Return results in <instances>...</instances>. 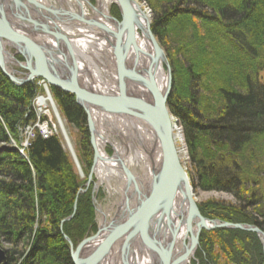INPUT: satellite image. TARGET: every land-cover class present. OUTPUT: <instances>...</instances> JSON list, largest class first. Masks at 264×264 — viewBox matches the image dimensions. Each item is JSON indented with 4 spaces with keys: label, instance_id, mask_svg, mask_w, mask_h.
Here are the masks:
<instances>
[{
    "label": "trees",
    "instance_id": "obj_1",
    "mask_svg": "<svg viewBox=\"0 0 264 264\" xmlns=\"http://www.w3.org/2000/svg\"><path fill=\"white\" fill-rule=\"evenodd\" d=\"M144 1L163 44H171L172 27L195 28L193 36L185 34L187 47L169 57L173 72L182 75L175 79L169 110L183 128L195 190L228 193L238 201H207L200 212L264 231V163L257 145L264 137V0ZM53 89L66 120L81 133L85 181L57 137L37 136L26 156L10 145L19 139L20 126L36 119L25 116L37 89L33 83L17 86L0 69V245H7L6 264H74L66 235L77 247L98 231L93 186L78 195L95 157L87 113L73 94ZM76 201L74 219L62 226ZM202 234L200 264H264L256 233ZM247 251L253 258H246Z\"/></svg>",
    "mask_w": 264,
    "mask_h": 264
},
{
    "label": "water",
    "instance_id": "obj_2",
    "mask_svg": "<svg viewBox=\"0 0 264 264\" xmlns=\"http://www.w3.org/2000/svg\"><path fill=\"white\" fill-rule=\"evenodd\" d=\"M114 3L121 10V22L111 14H102V21L88 20L79 15L75 17L68 12L63 18L60 11L44 7L36 0H0V69L17 86H23L37 77L43 78L52 87L73 94L79 106L86 110L95 152L94 166L86 184L88 187L94 183L99 162L118 164L127 178L123 204L114 218L108 223V219H105L98 233L87 237L76 248L72 240L65 237L69 242L72 262L148 264L146 257L152 256L155 260L149 264H183L200 246L201 232L217 229H240L257 233L264 245V232L257 226L212 221L200 213L174 136L173 117L168 106L173 86L170 63L151 30V20L147 19L138 2L114 0ZM67 20L83 21L99 32H104V37L113 45L117 61L116 70H113L117 74L115 89L101 90L83 86L77 48L84 41L93 42L95 35L64 32L61 25L66 24ZM140 33L149 41L154 52L153 63L147 69L143 68V52L136 41ZM4 40H7V46L15 48L19 55L26 58L25 63L17 61L6 50ZM10 58L25 73L9 71L5 62ZM160 64H164L168 73L164 90L157 83L156 77V68ZM18 74L23 77H18ZM129 79L132 81L129 82ZM141 89L145 91L141 92ZM93 111L106 117L137 119L150 131L154 142L147 152L152 172L148 184L127 166L126 155L121 156L118 152L116 156L110 157L104 149L102 155L99 144V138L102 140V137L98 135ZM157 156L160 160L158 165ZM97 190L98 187L94 190L95 195ZM96 197L95 204L98 202ZM184 221L186 236L181 251H178L176 241L179 231L185 225ZM115 249L119 250L116 262L113 260L115 255L112 257ZM5 262L6 255L0 250V264Z\"/></svg>",
    "mask_w": 264,
    "mask_h": 264
},
{
    "label": "rangeland",
    "instance_id": "obj_3",
    "mask_svg": "<svg viewBox=\"0 0 264 264\" xmlns=\"http://www.w3.org/2000/svg\"><path fill=\"white\" fill-rule=\"evenodd\" d=\"M64 1H66V0H64ZM64 1L50 0V4L52 6L54 5L56 10L58 9L59 11H62V9L64 8V5L67 4V2H64ZM81 1L83 2V4ZM136 1L140 5V8L143 9L145 14L151 20V30H152L153 9L150 8L149 5L144 0H136ZM69 3H70V5H72V8H74L77 12L81 13L80 17H84L88 20L89 19L98 20V21L103 20L101 15L104 14V11L102 10L103 7L101 6L99 0H80V2H79V0H68V5H69ZM108 10H109L108 14L109 15L111 14V16L114 19H116L119 22L122 21L121 20L122 19L121 10H119V7L114 3V0L110 2V6H109ZM32 11L33 10H31V13L34 14V12H32ZM84 11H86L87 16L89 15V17H85V15H83ZM91 16H93V17L90 18ZM71 21H73L72 24H76L79 26L82 25L86 29L88 28L89 30L93 27V26L86 25V23H83V21H79V20L78 21L77 20H71ZM198 26H200V24H198L196 27L198 28ZM61 27H62V30L66 33L70 32V31L76 32L75 29H73V30L70 29L68 23L61 25ZM193 29H195V28L194 27H190V28L187 27V29H182V28H178L177 26L172 27V29L170 30L169 36H168V40L171 43L170 45L169 44H167V45L163 44L161 42V40L159 39V37L156 36V39L159 42L160 47L162 48V50L165 52V55L167 56L168 62H169L170 55L175 58V56H174L175 50H177V48H179L180 45H181V47H184V48L187 47L188 43L184 40L185 36H186L185 34L188 33L189 35H192L194 33ZM94 31L99 32L96 28H94ZM84 32H86V31H84ZM77 33H80V32H77ZM87 33H89V31ZM99 33H103V32L100 31ZM140 34L142 35V33H140ZM6 42H7V40H4V45L6 47V50L10 51L12 56L14 58H16L17 61H19L21 63H25L26 58L19 55L15 48L12 49L11 47L7 46ZM91 43H93V42H91ZM94 44L97 45V43H94ZM78 46H80V45H78ZM77 50H79V48H77ZM103 57H104V55H103ZM80 59H79L80 69H89L90 66L87 65L88 63L85 62V59L84 60H82V59L80 60ZM179 59H180L179 61H181L183 64H186V65L188 64L182 55L179 56ZM169 63H170V68H171V73H172V78H173V80H172L173 86H172V90H171V93H172V91L174 90L175 84L180 79L182 80V75H181V73L173 72L171 62H169ZM5 65H6L7 69H9V71H11V72L16 71L18 73L19 72L25 73V71H23L22 68H20L15 62H13V60H11V58H10V60L7 59V61L5 62ZM104 65H105L104 63H101V67H99V68L106 70V68H108V67H105L107 65H105V66ZM87 66H89V68ZM109 70L111 72V71L116 70V69L114 66H112ZM164 71L167 72V69L165 66H164ZM87 73H90V74L92 73V76H94V73H96V69L91 68V70L90 69L86 70V72L84 74L80 73V76L82 75L80 77L81 82L85 79L87 80V78H85L84 76H87L89 78L92 77V76L87 75ZM17 76L21 77V78L23 77L19 74ZM109 79L113 83H116L115 78H113V79L109 78ZM175 79H176V83H175ZM262 79H264V75L262 76ZM29 83H33L37 90H36L34 97L32 98V101L30 104V110L27 109V113H26L25 118L27 119L29 117V114L30 115L34 114L36 119H35L34 123H31V124H28L25 126L21 125L20 128L18 129V132H17V134H19V139L17 141L15 139H11L10 145H12V147L15 148L17 151L19 150L21 155L26 156L25 154H26L27 150H29V147L32 145L31 144L32 141L34 139H36L37 136L41 135L44 139H50L51 137H57L63 142V146H64L65 151L67 153H69L70 158L72 160V163L74 164L76 174H78L79 178L82 181H85V179L87 178L86 174H85V171L87 170V166H86V163L83 161L84 158H83V152H82L81 133L78 131V129L73 124H70L69 121L66 120V118L63 114V111L60 109L58 101L55 98V93H54V89H53L54 87H52L49 84V82H47L43 78L37 77L34 80L30 81ZM158 84L161 86V84L159 83V80H158ZM45 100H47L46 103L44 102L45 104L41 103V101H45ZM92 116H93V119H94V122L96 125V129L98 130V135L104 139L107 138V139H110L112 141V143L107 142L105 144V146L103 147L104 151H106L110 157H114V156H116V154L118 153V150H119L120 153L123 154V156L126 155V160H127V158H129V156H134V157H132V159H135V157L138 154L137 150L135 149L136 150L135 151L132 148L133 153H129L130 150H128V146H129L130 142L128 139H127L128 142H126L127 145L125 147H123V149L117 148L118 144L119 143L121 144L122 140L119 137L117 131L112 128L113 125L109 124L108 122H106L108 126L104 125V123L102 121L105 118L104 117L105 115L103 116V115H100V114L96 113L95 111H93ZM171 116H172V114H171ZM172 117H173L172 118L173 127L175 129L176 136L182 135V138L180 139L178 137V140H177V148L179 150V156H180L181 162L183 164V167L185 168V170L188 173L189 180H191L190 179V170H189V162H190L189 150L187 148L185 137L183 135V128H182V126H179L178 120L176 119V117L175 116H172ZM87 120H88V115H87ZM88 123H89V120H88ZM130 130L131 129H127L128 133ZM133 139H134L133 144H135L136 139L134 137L132 138V140ZM99 141H100V138H99ZM257 145H258V149L261 150V156H262L261 160L264 163V137L258 141ZM134 152H136V153H134ZM141 155L145 156L144 159L146 161L145 163L148 164L149 174L146 171H143V169L140 167L139 164H137L135 166L133 165L130 168L132 171L137 173L138 177L141 178L145 184H148L149 183L148 181H150V179L152 177V172L150 171V168H149V162L150 161L147 160V156H148L147 151H144V153ZM148 159H149V156H148ZM156 160H157V165H158L159 161H160L158 156H157ZM98 167H99V165L96 167L95 176H94V183H91V186H93V188H92V193L94 195L93 204L96 207V217H97V219H96L97 227L96 228L99 231V227L104 223L105 219L106 220L108 219V221H107V223H108L112 218L115 217V214L118 213L120 207L122 206L124 196H125L124 191H125V188L127 185V178H126V175L121 171L119 166H118L119 170L121 171L120 173L116 172L117 175H115L116 173L115 174H108V176H106V177H102L100 174H98V171H97ZM88 180H89V178H88ZM87 182H86V184H87ZM191 185H192V180H191ZM90 187H88L86 185L85 188H83L79 191L78 195L85 194V192H87ZM96 187H98V190H97L98 192L96 194L97 195L96 198L98 200L97 204L94 203V198L96 196L94 193V190ZM192 187H193V185H192ZM132 189H133V187H132ZM193 191H194V198H195V201L198 203V206L203 205L207 201H212L215 203L217 202V203H221V204H225V205H233V206L238 205V201L236 200V198L234 196H232L231 194H228V193L226 194V193L218 192V191H216V192L196 191L194 187H193ZM99 193H101V195H102L101 197H100ZM246 194L250 195L249 192H247ZM77 204H78V201H76V203H75L74 213L67 218V219L71 218L68 221H71L74 219V216H75L77 208H78ZM199 210H200V208H199ZM67 219H65V220H67ZM209 220H211V219H209ZM217 220L221 221L219 219H217ZM217 220H212V221H217ZM65 222H67V221H65ZM221 222H223V221H221ZM224 223H227V222H224ZM229 223H231V222H229ZM64 224L65 223L63 221L62 226ZM233 224H235V223H233ZM250 225H252V224H250ZM225 230H228V229H225ZM230 230H234V229H230ZM239 230H235V231H239ZM98 231H97V233H98ZM207 231H215V230H207ZM207 231H202L201 236L203 235L202 234L203 232H207ZM240 231H243V230H240ZM244 232H246V231H244ZM248 233H250V232H248ZM252 233H254V232H252ZM96 234H91L87 237H91V236L96 235ZM258 237H259L261 243L263 244L262 239L260 238L259 235H258ZM86 239L87 238H85L84 240H86ZM186 243H188V240H186ZM199 245H200V243H199ZM200 246L198 247V249L194 253V255L190 257L187 264H195V263L200 264L199 257L197 256V253L200 249ZM0 250H2L4 252V254L6 255V262L2 263V264H6L7 259H8L7 258L8 257L7 245H0ZM28 250L29 249L27 248V250H25V252H29ZM175 251H177V250H175ZM263 253H264V245H263ZM252 255H250L247 251L246 258L251 259ZM254 264H258V262L254 263Z\"/></svg>",
    "mask_w": 264,
    "mask_h": 264
},
{
    "label": "bare ground",
    "instance_id": "obj_4",
    "mask_svg": "<svg viewBox=\"0 0 264 264\" xmlns=\"http://www.w3.org/2000/svg\"><path fill=\"white\" fill-rule=\"evenodd\" d=\"M36 1L39 2L41 5H44V7H47V8H50L51 10L56 11V8L54 7V5L52 6L50 4V0H36ZM61 1H64V0H61ZM99 1H100L101 6L103 7L102 10L104 11V14L107 15L109 13L108 8L110 6V2L113 1V0H99ZM64 2H67V4L64 5V8L62 9V11H60L61 15H62L61 17L64 18L65 15H67V12L68 13L70 12V14L72 16L75 15V17L78 16V15L79 16L81 15V13L77 12L74 8H72V5H70V3L68 5V0H66ZM79 2H80V0H79ZM23 3H25V2H23ZM82 4H83V2H82ZM57 11H59V10L57 9ZM83 15H85V17H89V15L87 16L86 11L83 12ZM92 17L93 16H91L90 18H92ZM147 19H148V16H147ZM67 23L69 24L70 29H72V30L75 29L76 32H80V33L84 34V33L89 31V33H93L95 35V38L93 39V42L94 43L97 42V45H96L94 43H91L92 40H91V42L84 41L81 45L79 44L80 45L79 46V50H77V55H79V58H81L82 60L85 59V62L88 63L87 65L90 66V68H89V66H87V67L90 70H91V68H95L96 69V73H94L95 77L92 76V73L91 74L87 73V75L92 76L90 78L87 77V76H84L85 78H87V80L85 79V80H83L81 82L83 84V86L91 88V89L95 87V88H99L101 90H103V89H112V90L115 89L114 88V87H116V86H114L115 83H113L109 78H111V79L115 78L116 79L117 78V74H116V71H113V73H112V72H110L109 69L112 66L116 67V65H117L116 62L117 61H116V56L113 53V45H111L110 41H108L104 37V35H105L104 32L103 33L96 32V31H94V28H91L90 30L88 28L86 29L82 25L79 26V25H76V24H72L73 21H71L70 23L68 21ZM111 27L114 28L113 25ZM83 30L86 31V32H84ZM154 36L156 38L155 34H154ZM136 41H137V44H138V47H139L140 51L143 52V55H142L143 56V61H144L143 68L147 69L153 63L152 60H153L154 52L152 51V48H151V45H150L149 41H147V39L145 37H143L141 34L136 36ZM103 55H104L105 58L103 57ZM101 63H104L105 65H107V66H105V65L104 66L108 67L109 69L108 68H106V70L105 69H100L99 67H101ZM89 69H81L80 73L84 74L86 72V70H89ZM156 73H157V75H156L157 80H159V83L161 84L160 87L164 90L167 87V79H168V73H166L164 71V64L158 65V67L156 68ZM143 76H145V74H143ZM130 80L131 79H129V82H130ZM157 83H158V81H157ZM143 91H145V90H143ZM143 91L141 89V92H143ZM146 94L148 95V93H146ZM44 102L46 103L47 100L41 101V103L45 104ZM104 117L105 118L102 121L104 123V125H107L106 122H108L109 124L113 125L112 128L117 131L119 137L122 140L121 144L119 143L120 145L118 144L117 148L118 149H123V147H125L127 145L126 142H128V140H129V142H130L129 146H128V150H130L129 153H133L132 152V148H133V150H135V149L137 150L138 154L135 157V159H132V157H134V156H129V158H127V160H126L127 166L128 167H132L133 165L135 166V165L139 164L140 167L143 169V171H146L149 174L148 164L145 163L146 161L144 159L145 156H142L141 154H143L144 151L148 152V150L153 147V142L154 141H153V139H152V137L150 135V131L137 119L136 120H134V119L125 120V119H120V118H117V117H114V118L106 117V116H104ZM127 129H131L129 131V133H128ZM174 136H175L176 140H178V137L180 139L182 138V135L181 136H178V135L176 136L175 129H174ZM133 137L136 139L135 144H133L134 143V139L132 140ZM107 142L112 143V141L110 139H107V138H105V139L102 138V140H100V142H99L100 148H102L100 152H102L103 156H104V152L102 150H103V147L105 146V144ZM118 152H119L118 154L120 155L121 153H120L119 150H118ZM134 153H136V152H134ZM121 155L123 156V154H121ZM98 165H99V167H98L97 171H98V174H100L102 177H106V176H108V174H115L116 172L117 173L121 172L119 170V167H118L119 165L118 164H110V163H107V162H99ZM117 173L115 175H117ZM184 224H185V221H184ZM185 230H186V224L182 226L181 230L178 233L179 236H178V239L176 241V244L178 246V248H177L178 251H181V249H182L181 244H182V242H183V240L185 239V236H186L185 235V232H186ZM169 238H167V239H169ZM118 253H119V250L115 249L114 252H113V255H112V257L115 255V257L113 258L114 262L117 261L116 259L118 258L117 257ZM146 258H147V263L148 264L150 262L153 263L154 260H155V258L152 257V256L151 257L148 256ZM111 263L112 262H110V264ZM187 263H188V261H186V263H183V264H187Z\"/></svg>",
    "mask_w": 264,
    "mask_h": 264
}]
</instances>
